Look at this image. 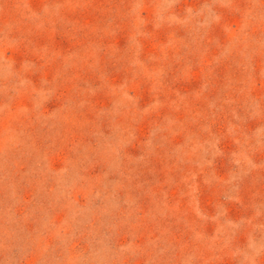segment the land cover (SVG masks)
Segmentation results:
<instances>
[{
  "label": "rangeland",
  "instance_id": "374dc122",
  "mask_svg": "<svg viewBox=\"0 0 264 264\" xmlns=\"http://www.w3.org/2000/svg\"><path fill=\"white\" fill-rule=\"evenodd\" d=\"M0 264H264V0H0Z\"/></svg>",
  "mask_w": 264,
  "mask_h": 264
}]
</instances>
